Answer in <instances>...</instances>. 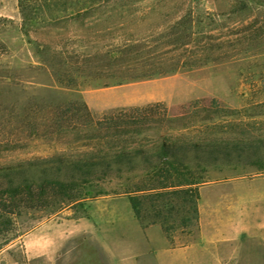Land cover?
<instances>
[{
  "label": "rangeland",
  "instance_id": "374dc122",
  "mask_svg": "<svg viewBox=\"0 0 264 264\" xmlns=\"http://www.w3.org/2000/svg\"><path fill=\"white\" fill-rule=\"evenodd\" d=\"M22 1L41 7L43 13L40 20L33 16L30 37L23 28ZM77 1L0 0V185L10 180L71 175L73 167L58 168L120 151L153 153L166 144L185 147L183 155L199 185L198 205L204 220L211 217L213 223L233 218L236 197L264 188V0H122L116 3L118 11H111L114 6L110 3L85 20L70 18L52 25L41 20ZM52 6L59 11L48 8ZM132 9L133 14L127 12ZM185 13L192 25L189 34L200 43L197 50L210 42L220 48L204 52L210 57L204 65L166 77L117 85L114 80L82 76L81 93L75 96L55 75L61 67L51 69L38 54L46 42L53 49L72 53L73 58L76 53L108 50L117 45L116 38L126 27L138 22L134 16L143 17L141 27L147 28L168 24ZM96 35H103V40L94 41ZM115 87H123V95L130 99L109 94L86 97ZM149 93L156 96L144 97ZM118 100L125 102L107 106ZM150 103L165 105L162 115L166 118L158 126L120 135L91 129V123L96 124L106 111ZM53 114L57 119L53 120ZM95 134L103 139L93 138ZM128 175L132 182L148 183L140 169ZM118 183V179L105 183L102 188L109 195L90 197L84 207L23 209L5 238L15 240L3 246L4 238H0V264H49L42 256L44 225L60 227L66 235L56 264H113L89 230L94 225H119L120 230L129 225L131 236L135 234L144 246L128 198L113 194ZM81 216L87 217L79 219ZM184 217L182 207L170 216L175 247L201 242V212L198 224L184 225ZM33 232L29 256L26 241ZM118 234L122 233L103 230L110 244ZM153 239L161 241L157 232ZM210 253L211 259L218 253L221 259H264V244L243 235L235 242L213 245ZM160 256L167 259L164 252ZM190 257L196 259L194 253Z\"/></svg>",
  "mask_w": 264,
  "mask_h": 264
},
{
  "label": "trees",
  "instance_id": "16d2710c",
  "mask_svg": "<svg viewBox=\"0 0 264 264\" xmlns=\"http://www.w3.org/2000/svg\"><path fill=\"white\" fill-rule=\"evenodd\" d=\"M119 1L122 0H78L75 3H66L61 11L52 6L48 8L59 12L50 13L48 19L41 20L51 25L70 18L85 20L100 14L110 3L114 6L111 11L117 10L116 3ZM21 9L25 35L30 37L29 28L32 26L30 23L33 16L40 20L43 13H40L41 7L30 6L24 1L21 3ZM177 11L180 10L177 8ZM127 12L133 14L135 9ZM137 18L134 16L133 19L138 22L126 27L123 35L116 38L117 45L109 47L108 50L98 48L94 52L76 53V60L73 61L72 53L53 49L50 43L46 42L42 43L38 54L43 63L51 69L55 66L61 67L55 71L58 81L77 96L81 93L79 79L82 76L114 80L117 85L166 77L204 65L210 58L204 55V52H215L220 48V44L210 42L203 50H197L196 44L200 43L193 39V34H189V26L192 28V25L187 13L168 24L147 28L141 27L143 17ZM103 38V35H96L94 41L101 42ZM190 45L192 50H189ZM164 106L163 103H150L145 106L115 108L104 112L102 117L96 120L97 123H91L90 126L97 133L106 130L113 131V135L142 132L164 121ZM52 118L54 120L56 116L53 114ZM61 118L59 117V120ZM102 137L95 134L93 138ZM185 152V147L166 144L153 153L141 150L120 151L107 156L67 162L58 168L63 170L64 166L73 167L74 172L71 175L10 180L6 185H0V238H4L3 246L15 240L16 237L5 238L23 209H49L54 206L60 211L63 207H84L90 197L109 195V191L102 186L113 182L114 179L120 180V183L118 189H113V194L128 198L142 227L160 225L173 244V229L169 222L170 216L178 207L185 210L184 225L199 222L198 204L201 194L189 164L186 163L183 155ZM139 169L142 177L148 179V183L132 182L133 177L128 174ZM7 176H10V173ZM146 205H149V209H146ZM148 215L152 217L151 220H148ZM83 217L87 216H81L79 219Z\"/></svg>",
  "mask_w": 264,
  "mask_h": 264
},
{
  "label": "crops",
  "instance_id": "0c3cea01",
  "mask_svg": "<svg viewBox=\"0 0 264 264\" xmlns=\"http://www.w3.org/2000/svg\"><path fill=\"white\" fill-rule=\"evenodd\" d=\"M124 90L123 87H115L106 91L87 93L86 97H104L109 94L112 97L130 99L131 96L123 95ZM155 96L154 93H149L144 97ZM125 100H118L115 103L109 102L107 106L115 107L125 102ZM236 200V203L233 204V218H230V220L224 219L225 221L222 222L213 221L211 223L209 222L211 217L205 221L203 211L199 209V215L201 212V242L191 246L175 247L169 241L160 225L143 228L136 217L137 234L141 235L144 246L139 245L140 243H138L137 237L134 236L135 234L131 236V227L129 225L120 230L117 229L119 225L101 224L99 226L94 225L89 230L97 237L104 250L111 256L112 259L110 260L113 264H264V259H221L219 253L216 259L210 258L213 245L224 241L235 242V239H240L243 235L244 237L247 235L252 239L260 240L264 244V188L256 190L247 196L239 195ZM210 209H212L211 206ZM105 227L111 232L122 233L117 235L115 243L110 244L103 235ZM55 228L57 227L51 225L41 227L43 235L42 256L49 264H56L59 252L62 250L66 240V235L62 233L59 229L60 227L57 230ZM80 228H82V225H80ZM54 232L57 233L55 234ZM153 232H157L160 236V243L154 242ZM35 234L33 232L27 236L26 246L29 256L31 252L29 245ZM161 252L165 253L167 259H162L163 256H160ZM193 253L196 259L190 257Z\"/></svg>",
  "mask_w": 264,
  "mask_h": 264
}]
</instances>
